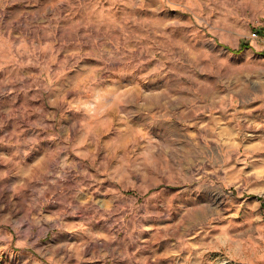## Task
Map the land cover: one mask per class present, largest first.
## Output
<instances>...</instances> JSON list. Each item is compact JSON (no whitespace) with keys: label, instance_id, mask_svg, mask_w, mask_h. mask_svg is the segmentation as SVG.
I'll list each match as a JSON object with an SVG mask.
<instances>
[{"label":"rangeland","instance_id":"1","mask_svg":"<svg viewBox=\"0 0 264 264\" xmlns=\"http://www.w3.org/2000/svg\"><path fill=\"white\" fill-rule=\"evenodd\" d=\"M1 230L0 264L264 236V0H0Z\"/></svg>","mask_w":264,"mask_h":264},{"label":"crops","instance_id":"2","mask_svg":"<svg viewBox=\"0 0 264 264\" xmlns=\"http://www.w3.org/2000/svg\"><path fill=\"white\" fill-rule=\"evenodd\" d=\"M117 193V191H113L110 194L116 195ZM230 224H237L235 226L236 228L234 227L232 230L241 227V225H239L241 222L238 220H233ZM0 236L10 239L7 230H1ZM151 244L155 245L156 243L151 240ZM163 244L165 245L161 246L160 250L163 254L170 256L169 261L173 264H211L210 256L208 254L210 253V250L216 249H224L227 252L226 255L234 264H264V255L258 257L254 252L248 254L249 250L258 251L261 249V247H257V245L264 244V236L255 237L239 234L223 237L219 241L199 239L196 237L190 238L186 241L180 238L173 241L163 239ZM147 249L153 250L154 247H148ZM175 253L176 255H173ZM148 258L147 256L135 253L134 264L149 262L150 260Z\"/></svg>","mask_w":264,"mask_h":264},{"label":"trees","instance_id":"3","mask_svg":"<svg viewBox=\"0 0 264 264\" xmlns=\"http://www.w3.org/2000/svg\"><path fill=\"white\" fill-rule=\"evenodd\" d=\"M246 47H247L246 45H242L239 49H236L235 51H241V50H243Z\"/></svg>","mask_w":264,"mask_h":264},{"label":"built area","instance_id":"4","mask_svg":"<svg viewBox=\"0 0 264 264\" xmlns=\"http://www.w3.org/2000/svg\"><path fill=\"white\" fill-rule=\"evenodd\" d=\"M228 260V259H227ZM230 260H228V262H229Z\"/></svg>","mask_w":264,"mask_h":264}]
</instances>
